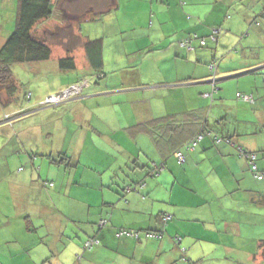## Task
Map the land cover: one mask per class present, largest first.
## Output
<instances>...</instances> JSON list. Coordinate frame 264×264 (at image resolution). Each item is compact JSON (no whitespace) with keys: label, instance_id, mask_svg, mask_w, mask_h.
<instances>
[{"label":"crops","instance_id":"0c3cea01","mask_svg":"<svg viewBox=\"0 0 264 264\" xmlns=\"http://www.w3.org/2000/svg\"><path fill=\"white\" fill-rule=\"evenodd\" d=\"M87 1L69 3L88 5L91 14L79 25L71 7L74 29L58 37L63 44L48 42L54 80L44 76L34 111L15 112L0 127V264H264L262 212L245 220L242 209L258 186L254 181L244 195L236 182L246 168L237 147L264 149V0H113L107 13V0ZM16 14L17 0H0V48ZM53 19L38 22L34 34L48 38L65 28L64 19ZM193 38L190 50L185 43ZM94 40L103 42L100 79L85 53ZM67 52L76 61L73 73L58 67ZM210 63L217 69L211 78ZM240 80L253 104L237 103L240 92L236 100L224 97ZM77 84V97L38 106ZM214 86L220 104L211 106L202 95ZM206 120L215 137L238 138L230 144L205 137L179 165L172 153L191 140L186 128ZM164 121L170 144L147 132L148 124ZM151 161L165 163L159 177L150 176ZM258 167L264 169V156ZM141 182L142 189L126 191ZM120 229L163 236L118 237ZM90 238L99 246L84 252Z\"/></svg>","mask_w":264,"mask_h":264},{"label":"trees","instance_id":"16d2710c","mask_svg":"<svg viewBox=\"0 0 264 264\" xmlns=\"http://www.w3.org/2000/svg\"><path fill=\"white\" fill-rule=\"evenodd\" d=\"M72 1L74 0H54V1L53 0H17V14H16V19H15L14 29L0 48V106L1 107H7L8 105H11L14 102V105H15L14 107L17 109L15 115L17 116L19 115L20 117L27 116L29 113L34 111V108L32 105L33 104L32 99H33V94L37 92V90H35V92L29 91L28 92L29 94L25 93V96H27L25 99L22 98V96L20 95V99L22 101H20L19 95L15 97V93L19 89V83L15 79V72H14L15 68L17 69L24 65L26 66L36 65V64L43 63V62L45 63L51 60L54 50L48 45L46 40H44L43 38H39L34 34V27L38 24V22H41V21L46 22V20H54L53 18L56 16H57L56 18L59 19L60 22H62V19L65 17L63 14H66V16H68L69 18L70 17L69 14L73 15L74 12H70V7L66 8V6ZM106 2L109 4L105 6L107 11H105L104 13H107L111 11L112 9L116 8L115 6H112L113 0L112 1L107 0ZM80 6L81 7L78 9L79 15L77 14V16L73 17V20H77L78 24L82 20H85L86 17L91 14L90 11H86V10L82 12L84 8L83 4H81ZM67 24H69L68 26H70L71 23L69 22ZM79 25H81V23ZM220 30L221 28L219 29V31ZM219 31L211 35L213 36L212 39L214 41L216 40L217 35L220 33ZM63 32H64V29H62L61 27H57L52 31V33L50 32L49 34L53 38H58ZM196 38L190 39L186 43H185V40L183 42L188 46V49L191 50V49H194L192 47V42L193 41L197 42L195 41L197 40ZM201 43L202 45H205V40H202ZM70 53L71 52H67L66 57L60 58L58 60L59 70L63 73H73L76 71V68H77L76 61H75V58ZM85 53H86V58L91 66V70L93 71L92 75L96 74L97 78L100 79L101 77L105 75L102 40L88 41L85 44ZM215 66L216 65L214 63H210L208 66L209 71L211 73L210 78L213 77V75H215L217 72V69H215ZM80 76L81 78L78 82L80 83L84 82L85 79H83V77L85 76L84 75H80ZM77 78L78 77H76V79ZM3 88L5 90H3ZM29 89L31 90L30 87H28V90ZM2 94L5 97L7 96L6 99L2 98L1 96ZM217 94H219V92H217V87L214 86V89H212L211 91L207 93H204L202 96L207 95L206 98L210 99V101L212 102V103L210 102L211 106H214L215 105L214 102L216 101L214 100V97ZM236 97L239 100H249L250 103L252 104L254 103L252 102L253 101L252 97H249L248 99L247 96L242 95L241 93H238V96ZM26 100L31 101V104L27 106L28 108H26V105L24 104L26 103ZM46 100L47 98L44 101L40 102L38 106L39 107L49 106V105L44 104ZM69 100H66V101H69ZM19 104L21 106H19ZM58 104L60 103H54L53 105H58ZM11 118H13V116ZM11 118H7L4 121L0 120V127L3 124L10 123ZM166 122L167 121H164L163 124L162 122L161 124L160 123H157V124L153 123L152 125L148 124L147 132L150 135H152L153 140H157L161 138L165 142H168L167 144H170L168 139H166V137L163 136L165 135L163 134L165 132L163 131V127L166 124ZM198 122L199 123L196 126H189V128H186L187 131L192 134L191 140L187 141L184 145H182L181 147H178L176 150L174 149L172 153L173 157L175 158V160L177 161L179 165L186 163L187 154L195 151L197 147L200 145V143L204 140L205 137H212L215 143H221L222 141L224 142L227 141L230 144L232 143L231 141L234 139V137L238 138V136H234V135H230L223 139L215 137V135H213V129H210V127H208L207 125V122H208L207 120L198 121ZM185 127L187 126H183L181 128L184 129ZM177 128L180 129L178 126ZM197 136L198 137L202 136L203 137L202 141L199 142V144L193 150H189L188 146ZM247 137L248 136H245L244 139H247ZM236 150H237L236 152L237 156L240 159H242L246 165V168L243 169L244 171L241 172L242 176L240 177V179L236 181L237 184L239 186L242 185L246 187V188L243 187L242 189V191H245L243 192L244 195L253 191L250 185H252L254 181L258 186V192L254 191V193H257L256 199H252L248 201V203L246 202V204L242 205L243 207L242 209H244V212H245L244 218L245 220H249L250 218H253V217L257 218L259 213L256 212V210H259L260 213L262 212V215H263L261 221L264 226V221H263V218H264V169L263 170L259 169L258 163H257L258 159H259V162H260V159L262 160L264 156L263 155L264 149L253 151L250 149H245L240 146V147H237ZM177 153H181L185 157V160L183 163H180V161L177 159L176 157ZM164 169H165V163H162V162L158 163L155 161H151L150 176L152 178L159 177L164 171ZM145 184H146L145 182H141L140 184L138 183V185L128 186L126 191H134V190L137 191L138 188L142 189V187H144ZM247 188H248V191H246ZM169 217L170 216L168 215L166 217H163L164 221H168L170 219ZM107 223H108V218L107 219L103 218L99 221V225L101 227L106 226ZM258 229H260L259 226H258ZM136 233H139V236ZM151 234L154 235V238H160V237L162 238L163 236L161 232L158 233L156 231H149V230L141 231L140 233L138 230L120 229L117 232L118 237H126V238H134V239L135 238L140 239L141 236L145 238L154 239L153 237H150ZM259 235H264V232H260ZM178 238L180 237L175 238V242L177 245L178 244L180 245L182 242V239L178 241ZM92 241H96L97 244H94ZM99 243L100 241L97 238L88 239L83 245L84 252L93 251L95 247L99 246ZM247 248L251 250L253 249L255 250V244L254 243L248 244ZM258 249L260 251L261 257L264 259V239L259 240ZM182 251L185 254L184 249H182Z\"/></svg>","mask_w":264,"mask_h":264},{"label":"rangeland","instance_id":"374dc122","mask_svg":"<svg viewBox=\"0 0 264 264\" xmlns=\"http://www.w3.org/2000/svg\"><path fill=\"white\" fill-rule=\"evenodd\" d=\"M68 7H70V9L72 7L73 10L75 11V13H77L79 15V13L77 12V10L79 9V5H76V6H73L72 5L71 6V5L68 4L66 6V8H68ZM83 7L85 8V10H88L89 9L88 5H83ZM82 12H84V10ZM63 19H64L65 24L67 25V23H68L67 22V19L69 20L70 17L68 18V16H65ZM66 25L64 26L65 27L64 28V31L67 33V30L69 29V32L72 33L73 32V29H74V26L73 25L66 26ZM65 29H67V30H65ZM71 29H72V31H71ZM84 29H85V33H86L87 30H86V28H84ZM36 34L38 35V32L37 31H36ZM63 34L64 33H62V35ZM43 39L46 40L47 43L50 42L51 45L63 44L62 41L58 42L60 39L53 38L52 36H49L48 38H43ZM253 62H255V60H252L251 61V63H253ZM52 64H53V62L50 61V67H51ZM43 65H44L45 69L38 68L37 64H36V66L35 65H30L31 67L24 65V66H21L20 68H17V69L15 68V71H14L15 72V79L19 83V89L15 93V97L19 95V99H20V95H21L22 98L25 99L27 97V96H25V93L29 94L28 93L29 91L35 92V90H37V92L40 93V91L44 88V84L46 83L45 80H44V76L45 77H49V79H50L49 81L50 82H52L54 80L52 77H50L52 70L47 69L48 68V62L43 63ZM239 74H240L239 72H235V73H232L229 76H238ZM229 76L228 75H224L223 77L226 78V77H229ZM223 77H220L219 76V77H217V79H222ZM236 81L237 80L235 79V80H227V81L222 82V83L219 82V85L218 86L225 85V84L226 85H229L230 83H236ZM241 81H243V80H240V85L238 86V88L236 89V91H233L232 92L228 88H226L225 90H223L222 93L224 94V97H226L227 99L234 98V100H236L237 99V97L235 99L236 92H240L242 95H244L245 91H244V88H242V82ZM78 85L79 84L72 86V88H74L75 90H77L75 96L72 93L70 95L66 94L65 97H62L58 101H61L60 103H62V102H66V100H69V99H72V98L77 97L79 95V93L82 91V88L81 87L80 88L77 87ZM28 87H30L31 90L30 89L28 90ZM3 90H5V89L3 88ZM59 94H61V93H59ZM1 96H2L3 99H6V97H7V96L6 97L3 96V94ZM34 96H35V94H34ZM34 96H33V100H34ZM51 96H55V95H51ZM20 101H22V100L20 99ZM243 101L244 100H239V99L236 100L237 103H239V102L243 103ZM55 103H58V102H55ZM214 103L216 105H219L220 104V101L218 100V101H215ZM24 104L26 105V108H28L27 106L31 104V101L30 100H26V103H24ZM52 104H54V103H52ZM22 105H23V103H22ZM46 105L51 106V104H46ZM14 106H15L14 105V102L11 105H8L7 107H1L0 106V119L2 121L6 120L7 118H11L12 117V114L15 113L16 110H17ZM19 106H21V105L19 104ZM234 124H237V122L235 120L232 121L231 125H234ZM257 163H259V159H258ZM252 185H253V183H252ZM185 253H186V251H185Z\"/></svg>","mask_w":264,"mask_h":264},{"label":"bare ground","instance_id":"6f19581e","mask_svg":"<svg viewBox=\"0 0 264 264\" xmlns=\"http://www.w3.org/2000/svg\"><path fill=\"white\" fill-rule=\"evenodd\" d=\"M215 80V79H214ZM77 87H81V85H78ZM82 88V87H81ZM72 89H74V88H69V89H66L64 92H62L61 94H58V95H55V96H50L49 98H47V99H52V98H56V99H58V97H60V99L62 98V97H65V95L66 94H68V95H70L71 93V90ZM82 92V91H81ZM80 92V93H81ZM79 93V94H80ZM74 96H75V94H73ZM59 100V99H58ZM55 101V102H58V103H60L61 101ZM55 102H52V103H55ZM52 103H46V102H44V104H51V105H53ZM202 140H200L199 139V137L197 136L192 142H191V144L188 146V148H189V150H193L198 144H199V142H201ZM178 151H180V150H178ZM170 219H171V217H169ZM138 236H139V233H136ZM150 237H153L154 238V235L153 234H151L150 235ZM179 239H181V238H179ZM94 244H97V242L96 241H92ZM186 250L184 249V252H185Z\"/></svg>","mask_w":264,"mask_h":264},{"label":"built area","instance_id":"2783aa9c","mask_svg":"<svg viewBox=\"0 0 264 264\" xmlns=\"http://www.w3.org/2000/svg\"><path fill=\"white\" fill-rule=\"evenodd\" d=\"M217 32H218L217 30L214 31V33H217ZM76 92H77V90L72 89L70 93H72V94H76ZM58 99L60 100V97H58ZM58 99H56V98L47 99V100H46V103H52V102L57 101ZM199 139L202 140L203 137H202V136H199ZM176 157H177V159L180 161V163H183L184 160H185V157H184L181 153H177V154H176ZM178 241H180L179 238H178Z\"/></svg>","mask_w":264,"mask_h":264}]
</instances>
